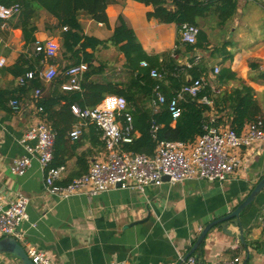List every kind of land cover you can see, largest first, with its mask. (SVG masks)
Here are the masks:
<instances>
[{
    "label": "crops",
    "instance_id": "obj_1",
    "mask_svg": "<svg viewBox=\"0 0 264 264\" xmlns=\"http://www.w3.org/2000/svg\"><path fill=\"white\" fill-rule=\"evenodd\" d=\"M234 1V12L226 19L219 16L226 9V0H214L209 11L197 17V26L206 34V42L192 50H187L184 43L177 46L176 23L148 19L146 14L153 10L152 5L136 0H115L109 4L106 8L109 27L83 14L79 21L86 35L108 39L118 16H122L147 54L177 49L172 57L179 65L204 61L208 71L203 75L216 90H231L244 82L253 88L264 114V0ZM170 2L167 0L172 7ZM40 15L36 20L35 40L52 37L60 45L55 18L44 10ZM23 44L19 28L0 26V57L6 59L5 66L0 67V93L4 92V96L0 95V199L6 203L17 191L29 198L28 219L19 226L17 236L24 248L34 245L63 264H106L111 260L126 264H177L199 235L198 227L203 228L233 210L264 176V141L238 149L240 166L221 182L193 178L174 184L149 185L143 191L112 188L95 195L77 193L60 199L46 190L44 174L36 159L31 160L23 175L12 174V160L27 155L19 139L27 129L43 121L37 101L42 97L55 101L57 96L71 97L72 93L83 90L82 79L79 89L62 88L67 80L64 68L74 58L57 56L59 51L55 58L40 61L41 67L56 65L57 75L50 81H42L38 98L34 88L20 89L16 77L6 68L21 52L33 57L28 50L33 43L27 47ZM162 59L165 57H159V61ZM92 63L103 64L102 71L91 76L93 81L126 78L124 55L110 43L95 49ZM215 65L229 67L238 79L217 81L212 74ZM169 89L165 81L162 90ZM13 98L20 104L18 110H12L9 105ZM63 103L61 99L54 108ZM143 104L153 109L150 102L143 101ZM214 114L213 111L210 116ZM70 120L62 141L53 150L51 162L65 166L62 183L86 172L93 160L106 156L99 135L96 137V127L82 122L81 135L74 140L69 132L80 120L74 115ZM263 216L264 189L240 214L245 245L228 236L220 226H213L192 254L207 264H222L236 257L240 259L239 264H245L248 251L246 264H264ZM227 228L238 233L240 227L229 223ZM0 264H18V258L0 253Z\"/></svg>",
    "mask_w": 264,
    "mask_h": 264
},
{
    "label": "built area",
    "instance_id": "obj_2",
    "mask_svg": "<svg viewBox=\"0 0 264 264\" xmlns=\"http://www.w3.org/2000/svg\"><path fill=\"white\" fill-rule=\"evenodd\" d=\"M20 11L18 4L6 6L0 3V26L7 28V21ZM66 30V27H62ZM199 27L193 23L183 22L179 26L180 43L194 44L199 32ZM60 49L59 43L52 37L33 42V52L42 54V61L53 58ZM6 59L0 57V67L5 66ZM191 62L185 64L191 66ZM140 65L147 67L148 62L140 61ZM88 66L86 62L71 64L64 68L67 77L62 88L75 90L80 88V81ZM220 67L213 66L212 74H218ZM57 75L54 64L40 67L37 71L28 70L16 77L18 86H26L36 77L41 81H50ZM149 75L161 80L163 75L157 68H150ZM209 84L212 91L219 92L208 80L201 75L183 83L168 99V110L175 120L181 113L180 101L185 96L194 97L199 90ZM154 98L151 105L156 111L166 101L165 95L160 90V85L153 87ZM40 89L34 88V95L39 97ZM201 101L211 104V99L202 97ZM12 110H18L20 104L16 98L9 101ZM42 110L40 106L37 107ZM72 114L80 120L69 136L77 140L81 135L83 123H91L100 132V140L106 150V156L93 160L86 172L62 183L65 172L64 165H51L53 159V146L55 132L43 121L25 131L19 139L27 155L14 158L10 164V172L23 175L30 166L31 160L36 159L44 174L46 190L60 199L73 194L85 193L95 195L112 188L135 189L143 191L149 185H161L165 182L174 184L188 179H203L206 181H224L239 166L241 158L237 153L240 148H247L254 143L264 141V124L261 117L247 122L237 132L228 124L214 125L213 117L204 125L202 134L191 142L159 140L151 155L145 153H132L124 149L137 137L133 126L132 114L129 112L126 98L122 95H109L93 106L80 107L71 104ZM155 125H152V135L155 139ZM33 141V143L31 142ZM167 175L168 180L163 176ZM29 198L22 191H17L4 203L0 199V237L13 236L17 238L19 226L28 219L26 207ZM264 225V216L261 218ZM202 227H198L200 233ZM26 254L33 264H63L53 259L47 252L34 245L25 248ZM182 260V257H180ZM240 259L222 264H239ZM106 264H126L118 260H111ZM181 264H198V258L191 254L182 260Z\"/></svg>",
    "mask_w": 264,
    "mask_h": 264
},
{
    "label": "trees",
    "instance_id": "obj_3",
    "mask_svg": "<svg viewBox=\"0 0 264 264\" xmlns=\"http://www.w3.org/2000/svg\"><path fill=\"white\" fill-rule=\"evenodd\" d=\"M114 1L0 0V3L6 6L13 4L20 6L19 13L11 17L7 21V25L12 29L19 28L21 30L24 47L35 41L36 20L40 16V11L44 10L56 20L54 27L59 30L61 56L74 58L71 64L87 63L88 68L84 72L81 82L82 92H74L71 97L57 96L55 101L52 98L45 99L43 97L37 101V105L42 108L40 114L43 122L55 132L53 150L62 141V136L71 122L70 116H73L71 104H77L80 107L93 106L109 95H122L126 98L129 112L132 114L133 126L139 133V136L132 143L124 145V149L132 153L151 155L159 140L191 142L196 136L203 133L204 125L209 122L211 117H213L214 125L228 124L237 132L247 122L257 117H261L264 124V114L254 97V90L244 82H240L237 87L231 90L219 92L212 91L209 84L204 85L196 96H185L180 101L181 113L173 120L168 110V99L183 83L188 82V76L190 80H193L206 74L208 65L204 61L195 64L192 62L190 67L177 64L172 57L177 49L161 54H147L134 31L127 26L120 15L117 18L118 23L108 39L86 35L79 21V16L81 14L87 15L94 21L109 27L106 8ZM136 1L152 5L153 10L146 14L148 19L154 18L161 23L174 22L179 28L183 22L197 25V17L205 15L214 0H209L205 4L198 0H170L172 7H169L167 0ZM225 6L226 9L221 11L219 15L222 19H226L234 12L235 1L226 0ZM64 26L66 30L62 29ZM204 42H206V34L199 30L196 42L187 44L186 48L192 50L194 47H202ZM108 43L124 55L123 69L127 73L124 81L105 80L98 82L90 79L92 75L100 73L103 67L101 63L96 66L92 63L94 51L98 46L107 47ZM176 44L177 46L180 44L179 34ZM88 48L92 51H87ZM159 57H165V60L159 61ZM41 60L42 54L29 57L27 53L21 52L15 62L6 69L17 77L28 70L37 71L41 67ZM142 60L148 62L147 67L140 65ZM153 67L162 73L161 80H156L149 75V70ZM215 77L219 82L238 79L236 74L227 66L221 67ZM165 81L170 86L168 91L162 90ZM156 84L160 85V90L165 95L166 101L155 111L145 106L143 101L144 103L150 102L151 105V100L154 98L153 87ZM41 85L42 81L36 77L30 80L28 85L19 87L20 89H33L40 88ZM1 94L4 96V92ZM202 97L211 99V104L201 101ZM61 99H64V103L55 109V104L60 103ZM213 111L215 114L210 116ZM152 125L156 126L155 139L152 135ZM96 131L98 132L96 137H98L100 132L97 129Z\"/></svg>",
    "mask_w": 264,
    "mask_h": 264
},
{
    "label": "water",
    "instance_id": "obj_4",
    "mask_svg": "<svg viewBox=\"0 0 264 264\" xmlns=\"http://www.w3.org/2000/svg\"><path fill=\"white\" fill-rule=\"evenodd\" d=\"M187 81H190V78H187ZM164 180H168L169 177L167 175L163 176ZM264 189V176L260 178V180L254 185L249 194L230 212L227 214L215 218L212 221L208 222L201 230L199 235L197 236L195 242L193 243L191 249L184 254L182 260L187 256L191 255L194 250L201 244L204 240L207 233L211 230L213 226H220L223 232H225L228 236H234L235 240H239L243 245H245L243 238V231L241 228L240 222V214L245 210L255 199V197ZM229 223L240 227L238 233H234L229 230L227 227ZM0 253H7L16 258H18V264H33L28 255L26 254L25 248L19 243L17 238L13 236H4L0 238ZM197 257V256H196ZM249 257V253L247 251L244 263L246 264L247 258ZM198 258V264H207ZM182 260H180L177 264H181Z\"/></svg>",
    "mask_w": 264,
    "mask_h": 264
},
{
    "label": "rangeland",
    "instance_id": "obj_5",
    "mask_svg": "<svg viewBox=\"0 0 264 264\" xmlns=\"http://www.w3.org/2000/svg\"><path fill=\"white\" fill-rule=\"evenodd\" d=\"M40 17H41V15H40ZM56 33H59L58 31H56ZM29 52H30V54L32 55V56H34V54H33V46L32 47H30L29 49ZM61 54H60V50H59V53H58V55L57 56H60ZM53 58H55V57H53ZM71 64V63H70ZM125 76H127V73L125 74ZM119 77H124V76H120L119 75Z\"/></svg>",
    "mask_w": 264,
    "mask_h": 264
}]
</instances>
